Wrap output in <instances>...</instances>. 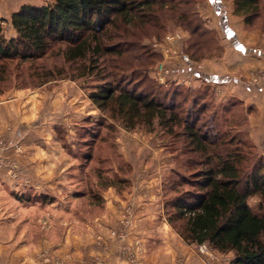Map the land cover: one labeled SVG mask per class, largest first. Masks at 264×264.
Returning <instances> with one entry per match:
<instances>
[{"label": "trees", "instance_id": "16d2710c", "mask_svg": "<svg viewBox=\"0 0 264 264\" xmlns=\"http://www.w3.org/2000/svg\"><path fill=\"white\" fill-rule=\"evenodd\" d=\"M199 1L24 3L6 20L14 36L8 37L0 23V84L13 81L9 65L14 62L18 67L28 65L31 73L19 75L10 89L61 79L96 81L83 93L98 112V120L92 124L91 117H86L77 123L75 149L61 140L72 159L94 162L86 171L90 180L94 178V183L86 181L88 204L103 210L104 191L113 187L121 192L129 186L123 172L110 165L109 158L120 156L114 142L119 130L158 128L165 147L179 163L160 188L167 224L186 245L206 244L219 254L232 253L227 264H264V163L249 133V118L256 108L235 95L216 102L206 80L194 89L171 91V86H160L147 75V68L160 56L142 41L159 39L172 26L189 35L183 51L191 58L221 54L216 36L208 35L210 30L194 10ZM232 2L233 15L243 20L245 30H264V0ZM53 57L57 60L52 66L39 67L38 61ZM161 90L164 99L157 97ZM99 142L108 151L102 156L94 152ZM182 155L193 158L185 159L183 166ZM255 196L260 200L257 208L247 202ZM37 200L47 198L40 195ZM93 216L98 215L79 218Z\"/></svg>", "mask_w": 264, "mask_h": 264}, {"label": "crops", "instance_id": "0c3cea01", "mask_svg": "<svg viewBox=\"0 0 264 264\" xmlns=\"http://www.w3.org/2000/svg\"><path fill=\"white\" fill-rule=\"evenodd\" d=\"M45 1L0 0V23L24 3ZM209 2L216 14H221L223 33L227 30L234 41L226 36L232 46L226 56L212 62L209 73L197 71L195 75L213 83L226 81L228 95L254 103L261 141L264 76L258 87L249 79L264 72V34L244 29L243 20L233 15L232 0ZM29 98L0 96V132L25 150L20 156L6 150V163L0 167V264H133L131 256L138 258L136 264H182V260L183 264H193L187 260L189 247L176 238L162 217L159 196L154 198L149 186L140 185L136 179L128 191L119 192L113 187L104 191L102 214L72 221L77 225L58 222L54 214L46 213V218L43 214L34 218L29 215L33 210L43 211L44 206H54L55 197L69 192L68 181L77 170H73L72 158L60 151L48 120L53 116L52 108L59 106L50 104L52 113L45 112L37 100ZM10 161L17 163L15 179L9 176ZM40 195L47 200H37ZM193 260L196 264L203 262Z\"/></svg>", "mask_w": 264, "mask_h": 264}, {"label": "rangeland", "instance_id": "374dc122", "mask_svg": "<svg viewBox=\"0 0 264 264\" xmlns=\"http://www.w3.org/2000/svg\"><path fill=\"white\" fill-rule=\"evenodd\" d=\"M47 1L49 0H46L45 3ZM194 10L198 17L201 19V22L203 23L205 29H207L208 31L210 30V32H207L208 35H210L212 38L214 37V35L216 36L218 44L222 50L221 54H219L217 51L210 50L211 53L214 51V53L218 54H211L207 52V54L211 55L203 56L199 59L191 58L183 51L185 40L189 38V35L179 27L172 28V25H170L172 27L167 30L163 37L159 39L157 37H151L146 38L142 41L143 45L149 46L153 52L157 53L160 56L158 62H156L154 65H150L147 68L148 77L151 80L155 81L158 85L163 86L165 88L166 86H171V91H174V89L176 90L178 88L194 89L202 85L203 82L206 81L201 79L200 77H197L195 73L197 71L209 73V70H211V68L213 67L211 63H214L215 61L219 62V59L226 56L229 47H232L230 44L231 41L226 38V34H224L221 29V14H216L214 7L209 2V0H200L198 3L195 4ZM8 19L9 18H7V20ZM1 25L4 28L5 34L8 37H12L15 35L8 22H3L1 23ZM178 33L180 34L179 40L173 41L172 38H169L168 41L165 40L167 36ZM259 33L264 34V30L259 29ZM201 54L205 53L203 52ZM175 58L178 59V63L176 64L174 63ZM56 60V57L43 58L37 63L39 64V67H41L42 65L52 66ZM27 66L28 65L18 67L16 65V62L9 65V72H12L13 81H8L6 83L0 84V96L6 98L8 96L16 98L21 97L25 99L28 97L32 99L34 98L35 100H37V103L39 102V107H41L43 111L49 113H52L50 109V104H54V106L57 104L59 107L57 109L52 108L53 116L52 118L48 117V120H50L53 125L55 134L54 138L61 147L60 151L62 153L65 152V154L69 155L68 150L61 145V140L66 139V141L70 143L71 148L75 149L73 141L76 137L75 127L77 123L85 119L86 116L85 118L82 117H84V115L89 114V112V117H91L92 119V124H94L98 120V112L90 105L88 98L83 93V89L85 91H88L93 87V85L96 84V81L94 82L93 79L88 78L79 82L76 81L75 83L69 79H61L57 82H48L45 85H41L34 88L27 87L10 89L13 84L17 83L16 79L18 77H23L31 73ZM34 67H38V65H35ZM22 71L23 73H20ZM70 73L75 72L70 71ZM256 77H259V74H253L249 81L251 85L258 87L263 80L259 82V79H257ZM206 83L212 86L216 102L224 101L229 96L228 88H224V84H228L226 81H223L222 83ZM143 89H145V86L143 87ZM157 94L159 95L157 96L159 99H164V90H161V93L157 92ZM164 101L167 103V100ZM88 103L89 105H87ZM246 103L254 105V107L256 108V112L254 113V115L250 116L249 118V133L258 147L259 156L263 155L261 160H263L264 163V135L263 139L259 141V123L257 121L256 116L258 112L257 106L252 102ZM74 118L79 119L75 120ZM94 127H97V123ZM63 131H65L64 138L61 137ZM157 131L158 128H156L155 131L151 132L146 129H138L132 132H125L123 130H119V132L114 137V142L116 144L115 146H117L118 148L117 150L119 151L120 156L109 159L111 160V168L113 170H115L116 168H118V170L120 169L121 172H123V179H126L129 182L130 187L133 184L135 185L137 180L140 185H144L145 187L149 186V188L147 189H150L152 191V193L150 192V194L155 195L154 198L156 196H159L160 199V188L162 183L170 175V169L177 168L179 163H177V161L172 158V154L165 147L166 140L161 139ZM103 133L105 134V132ZM2 135L7 141L8 148L6 150H11V153L13 152L15 156H20L24 154L25 150L23 146H19V143L15 144L6 136L7 134H3L0 132V136ZM108 139H111V137L109 136ZM95 147L96 151L94 152L96 155L102 156L103 153L108 152L106 147H103V142L97 143ZM69 158H71L70 155ZM192 158L193 157L191 155L186 157L185 155H182V160H179V162L183 164V166H185V159L191 160ZM10 163L13 164L11 166L14 167L15 171L17 172L16 161H10ZM72 163L74 165L73 170H77L74 172L76 175L73 177L71 176V179H69L68 181V185L70 187L69 192H63L64 194L61 197H55L56 203L53 204L54 206H44L43 211H40L39 209L33 210L29 212L30 216L32 215V217L34 218L37 215L40 216L43 214L46 218V213H49L50 215L54 214L53 216L58 222H67L68 224L71 223L70 225H77L79 223H72V221H81L80 219L83 218H79L80 216L102 214L103 210L91 207L88 204L87 183L90 179L88 178V172L86 171L91 168L92 165H94V162H92L93 164L90 163L91 165L84 164V161L82 159L76 158L72 159ZM11 166L8 165V170L11 168ZM70 167L71 164L68 165V168ZM188 167L191 168L192 166ZM107 175L110 176L109 173ZM9 176L10 178L15 179L18 175L10 174ZM86 181L88 182L86 183ZM90 181L94 183V178H91ZM129 186L126 190L123 191H128V189H130ZM55 198H53V200ZM247 202L251 207L257 208L260 200L257 196H255L250 197ZM82 223L83 222H81L80 224ZM172 232L174 233L173 229ZM175 236L177 239H179L177 234ZM186 246L189 247V253H191L189 254L190 258L188 257L187 260L188 262H191L193 264H196L193 259L203 261L202 264H227L232 258V253L219 254L211 249H208V253L200 254L201 251L199 250L201 245L196 246L194 244H189Z\"/></svg>", "mask_w": 264, "mask_h": 264}, {"label": "built area", "instance_id": "2783aa9c", "mask_svg": "<svg viewBox=\"0 0 264 264\" xmlns=\"http://www.w3.org/2000/svg\"><path fill=\"white\" fill-rule=\"evenodd\" d=\"M169 38H172V40L173 41H177V40H179L180 39V34L178 33V34H174V35H169V36H167L166 38H165V40H169ZM160 66H162V65H160ZM259 74V77H256L257 79H259V80H261L262 79V77L264 76V72H259V73H257V75ZM8 148V146H7V141H6V139L3 137V135L2 136H0V167H2L3 165H5L4 163H6V160H5V158L3 157V155H4V152L6 151V149ZM9 165L11 166V165H13L12 163H10L9 162ZM8 168V167H7ZM8 172L10 173V174H15V175H17L16 173V171H15V169H14V167H12L11 166V168L8 170ZM200 251H201V253H208V249H207V247H206V244H203V245H201V247H200ZM130 260H131V262L133 263V264H136L137 263V261H138V258L137 257H135V256H131L130 257Z\"/></svg>", "mask_w": 264, "mask_h": 264}, {"label": "water", "instance_id": "95a60500", "mask_svg": "<svg viewBox=\"0 0 264 264\" xmlns=\"http://www.w3.org/2000/svg\"><path fill=\"white\" fill-rule=\"evenodd\" d=\"M224 31H225L226 36L233 42L234 39L230 36L229 32L227 30H224Z\"/></svg>", "mask_w": 264, "mask_h": 264}]
</instances>
